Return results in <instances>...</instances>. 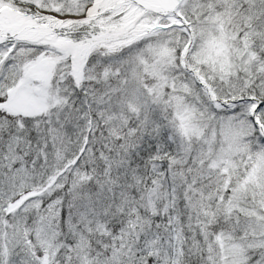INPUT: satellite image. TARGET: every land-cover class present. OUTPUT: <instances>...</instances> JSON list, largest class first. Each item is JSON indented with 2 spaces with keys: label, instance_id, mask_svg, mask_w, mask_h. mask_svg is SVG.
<instances>
[{
  "label": "snow or ice",
  "instance_id": "6c2138e0",
  "mask_svg": "<svg viewBox=\"0 0 264 264\" xmlns=\"http://www.w3.org/2000/svg\"><path fill=\"white\" fill-rule=\"evenodd\" d=\"M0 264H264V0H0Z\"/></svg>",
  "mask_w": 264,
  "mask_h": 264
}]
</instances>
